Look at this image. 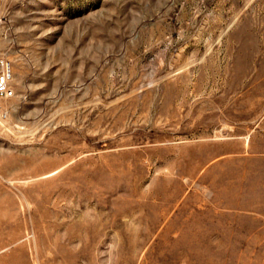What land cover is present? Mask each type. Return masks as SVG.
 <instances>
[{
  "label": "rangeland",
  "instance_id": "rangeland-1",
  "mask_svg": "<svg viewBox=\"0 0 264 264\" xmlns=\"http://www.w3.org/2000/svg\"><path fill=\"white\" fill-rule=\"evenodd\" d=\"M0 264H264V0H0Z\"/></svg>",
  "mask_w": 264,
  "mask_h": 264
},
{
  "label": "built area",
  "instance_id": "built-area-1",
  "mask_svg": "<svg viewBox=\"0 0 264 264\" xmlns=\"http://www.w3.org/2000/svg\"><path fill=\"white\" fill-rule=\"evenodd\" d=\"M12 77V70L10 64L2 59L0 60V96L8 97L13 94L9 87V81Z\"/></svg>",
  "mask_w": 264,
  "mask_h": 264
}]
</instances>
